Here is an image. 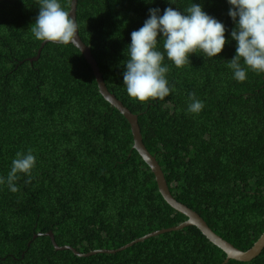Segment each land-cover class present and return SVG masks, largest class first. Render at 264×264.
I'll use <instances>...</instances> for the list:
<instances>
[{"label": "trees", "instance_id": "1", "mask_svg": "<svg viewBox=\"0 0 264 264\" xmlns=\"http://www.w3.org/2000/svg\"><path fill=\"white\" fill-rule=\"evenodd\" d=\"M70 11L72 0H60ZM234 27L227 0H196ZM39 0H0V176L18 151L32 149L31 178L18 191L0 185V264H222L227 255L194 226L150 238L187 217L159 192L155 175L133 148L128 120L101 95L93 70L73 44L36 40L30 24ZM190 0H78L79 35L90 47L108 90L138 115L143 142L165 174L172 195L195 210L223 239L249 250L264 233V73L232 78L227 61L236 43L215 58L193 53L175 67L165 59L173 92L139 102L123 85L131 32L149 8H185ZM162 50V46H161ZM204 102L187 112L188 95ZM42 234L41 236H37ZM37 236V237H36ZM264 264V250L250 262Z\"/></svg>", "mask_w": 264, "mask_h": 264}, {"label": "clouds", "instance_id": "2", "mask_svg": "<svg viewBox=\"0 0 264 264\" xmlns=\"http://www.w3.org/2000/svg\"><path fill=\"white\" fill-rule=\"evenodd\" d=\"M166 2L176 4V0ZM227 4L228 16L234 24L230 40L226 39L225 24L207 13L196 0H190L185 8L168 6L162 14L159 7L149 8L143 25L131 32V42L125 51L123 85L129 97L139 102L165 101L173 92L167 78L170 68L164 63L166 58L175 67H183L190 63L193 53L215 58L231 41L236 43L235 55L227 61V67L235 81L244 82L249 71L264 73V0H227ZM38 8V15L30 24L36 40L61 45L75 43L81 48L76 17L60 0H39ZM203 108L204 102L195 93H189L187 112L198 114ZM35 166L32 149L18 151L7 175L0 176V185L17 192L19 176L31 178Z\"/></svg>", "mask_w": 264, "mask_h": 264}, {"label": "water", "instance_id": "3", "mask_svg": "<svg viewBox=\"0 0 264 264\" xmlns=\"http://www.w3.org/2000/svg\"><path fill=\"white\" fill-rule=\"evenodd\" d=\"M77 6L78 0H72L71 2V15L76 17L77 20ZM80 40L81 48L75 43L73 44L77 49H79L82 54L84 55L85 59L91 66L95 79L98 83L99 91L101 95L105 98V100L110 103L114 108H116L130 123L131 130L134 138V146L133 148L139 153L143 161L151 168L152 172L155 175L156 182L158 184L159 192L163 196L164 200L177 212L185 215L187 220L178 226L169 228V229H162L158 231L151 232L144 237L138 238L117 250H95L86 254L80 253L76 249L72 248L71 246H59L56 243L55 236L52 232L46 234L52 240V243L57 251H72L78 257H89L101 253H108V254H115L120 251H124L137 243L144 242L150 238L157 237L159 235L180 231L185 229L186 227H197L202 234L216 247L220 248L223 252L226 253L227 257L222 264H228L231 260L237 262H250L253 259L257 258L264 250V233L258 239V241L247 251H242L236 248L233 244L228 242L227 240L223 239L221 236L216 234L207 222L193 209L189 208L185 204L176 200V198L172 195L170 188L168 186L165 174L160 166L159 162L157 161L156 157L152 155L149 150L146 148L143 142V136L141 132V128L139 125V117L138 115L132 113L113 93H111L107 85L104 81L103 75L101 73L100 67L92 54V50L89 46H87L83 40L81 39L78 31L77 41ZM48 42H43L41 48L38 51V55L31 59V62L37 61L40 56L42 49ZM42 234H38L37 236H41ZM36 236V237H37Z\"/></svg>", "mask_w": 264, "mask_h": 264}]
</instances>
